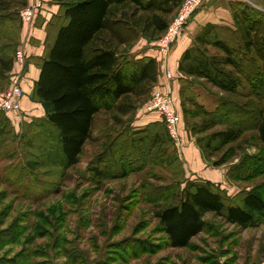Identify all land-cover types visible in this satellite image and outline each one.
I'll use <instances>...</instances> for the list:
<instances>
[{"label": "rangeland", "instance_id": "374dc122", "mask_svg": "<svg viewBox=\"0 0 264 264\" xmlns=\"http://www.w3.org/2000/svg\"><path fill=\"white\" fill-rule=\"evenodd\" d=\"M35 1L38 0H28L24 7ZM39 2L42 6L30 31L19 14L22 28L17 32L14 28L9 40L3 38L0 41V46L17 42L12 52L14 68L11 77L17 70L16 52L23 43L27 57L22 74H27L33 57L32 47L38 43L36 29H39L38 25L43 26L46 19L53 18L43 13L54 3L50 0ZM187 2L184 0L181 7H187ZM245 2L258 11L248 12L246 19L251 23L260 19L259 12L264 14V6L255 1ZM24 7L20 8V13ZM200 7L194 11L182 33ZM176 17L177 13L170 22ZM62 20L60 16L55 17L46 28L48 40L54 36ZM229 26H234V21ZM127 27L123 22L115 27L110 24L111 29L106 31L118 52L129 59L151 54L157 57L159 41L165 34L155 40L139 36L126 41ZM5 31L9 34L8 28H4ZM223 33L234 45L242 42L239 33L233 35L226 30ZM119 36L125 41L118 42L116 37ZM46 39L47 36L44 48ZM256 45L262 46L260 40ZM260 50L254 51L263 70L259 78L264 77V54L260 57ZM158 63L161 66L159 59ZM162 68L159 82L150 92L134 95L114 109H103L95 116L92 138L86 143L79 163L66 170L51 165L46 152L53 145V136L49 133L50 127L40 125L45 116L44 109L33 95L34 85L27 82L26 88L23 84L22 110L0 115V121L4 120L6 124L0 135V259L21 264H264V215L253 225L240 227L221 215L208 212L204 215L205 229L192 239L188 247L167 245L155 216L157 205L151 189L152 185L164 187L171 184L177 178L174 172L179 171L178 167L129 165L132 158L126 157L124 161L130 171L125 177H99L89 170L96 165L98 155L106 151L109 142L121 143L131 136L130 131L163 120L158 112L149 111L147 104L158 88H169L170 85L180 121V142L176 144L172 140L185 177L210 180L219 185L229 199H235L252 188H259L264 193V144L253 120L236 125L234 115L227 124L211 125L210 118L197 114L185 118L180 96L181 75L175 72V77L168 83L163 78ZM254 80L245 81L243 89L236 94L222 92L199 80L195 86L197 100L209 111H220L221 103L227 99L240 104L249 101L252 114L257 115L259 108L264 111V102L257 97V80ZM11 81L12 78H7L0 87V96L10 88ZM186 106L195 109L190 103ZM231 128L236 130L235 138L219 152L212 154L203 150L197 142L199 138ZM135 152L140 156L137 150ZM119 155L117 152L116 156Z\"/></svg>", "mask_w": 264, "mask_h": 264}, {"label": "trees", "instance_id": "16d2710c", "mask_svg": "<svg viewBox=\"0 0 264 264\" xmlns=\"http://www.w3.org/2000/svg\"><path fill=\"white\" fill-rule=\"evenodd\" d=\"M50 1L59 9L47 27L55 17L60 16L63 20L50 40L48 32L43 55L37 59L40 74L34 83L33 95L45 112L40 125L50 127L49 133L53 136V145L47 149L46 155L51 165L66 170L79 163L86 143L92 138L95 116L100 111L114 109L134 95H145L160 79V65L155 55L129 59L118 52L106 33L111 29L110 24L115 27L123 22L129 27L126 41L139 36L159 39L184 0ZM27 3L28 0H0V41L3 38L9 40L14 28L16 32L22 28L20 8ZM230 6L234 26L206 23L180 56L178 72L181 75L182 111L185 118L194 114L210 118L211 125L227 124L234 115L236 125L253 120L264 144L262 108L253 115L249 101L240 104L227 99L222 100L220 111H209L197 100L195 86L199 80L222 92L236 94L243 89L245 81L255 78L257 97L264 102V77L259 78L263 70L254 56L256 49H261L260 57L264 54V14L259 12L260 19L251 23L246 15L248 12L258 13L254 7L244 0L232 1ZM4 28L9 29V34ZM223 30L233 35L239 33L242 42L232 44L224 37ZM116 39L125 41L121 36ZM259 40L262 46L256 45ZM16 44L3 43L0 46L1 88L7 78H12V52ZM188 103L195 109H189ZM4 124V120L0 121V135L5 131ZM130 134L121 143L109 142L106 151L98 155L96 165L89 170L95 176L116 178L125 177L133 163L178 167L179 171L174 172L177 178L171 184L164 187L152 185L151 189L157 205L155 216L168 246L188 247L192 239L205 229L204 215L208 212L221 215L240 227L253 225L264 215V193L259 188L229 199L212 181L185 177L178 150L164 120L153 121L142 129L130 131ZM235 135V128H231L199 138L197 142L203 150L213 154L232 142ZM126 157L132 158L131 161L128 159L129 165L124 161ZM0 264L21 263L1 258Z\"/></svg>", "mask_w": 264, "mask_h": 264}, {"label": "built area", "instance_id": "2783aa9c", "mask_svg": "<svg viewBox=\"0 0 264 264\" xmlns=\"http://www.w3.org/2000/svg\"><path fill=\"white\" fill-rule=\"evenodd\" d=\"M186 1V0H185ZM205 0H188L187 7L180 6L177 17L174 22H170L165 35L160 39L158 44L157 58L167 65V60L173 49L174 44L179 39L185 25L194 13V11L200 7ZM42 4L38 1L31 2L28 6L21 10V18L25 24L27 31H30L33 25L36 14ZM27 57V51L25 50L24 43L16 52L15 64L17 70H15L14 77H12L10 88L0 96V112L4 113H18L22 110V102L24 98L23 88V68ZM175 77V73L171 68H164L163 78L169 83L171 79ZM149 111L158 112L166 123L170 137L176 144L180 142V125H179V112L176 107L175 100L172 94V88L166 86L158 88L154 92L152 99L147 104Z\"/></svg>", "mask_w": 264, "mask_h": 264}, {"label": "crops", "instance_id": "0c3cea01", "mask_svg": "<svg viewBox=\"0 0 264 264\" xmlns=\"http://www.w3.org/2000/svg\"><path fill=\"white\" fill-rule=\"evenodd\" d=\"M32 1V0H31ZM236 0H205L203 5L198 9V11L194 14V17L190 21V23L186 26V30L182 33L180 38L175 43L169 58V67L166 64L161 63L160 68L164 70L165 65L166 68H171L173 72H178V62L180 59L181 54L183 51L191 44L193 37L198 32L199 28L206 23H216V24H229L233 23V13L232 8L230 6V2ZM247 2L255 1L258 5H263L264 3L261 2L262 0H245ZM251 3V2H250ZM58 5L52 4L51 7H48V10L45 11L43 14L44 16H49L48 18L52 17L53 14H56L58 11ZM54 14V15H55ZM49 19L45 20V24L43 26H39V29H36L37 33V44L34 43L32 47L33 57L28 65L27 74L24 76L23 84L26 88L27 82L31 83L32 86L34 85L35 81L38 79L40 74V68L37 63V59L42 56L44 51V40L47 36V24ZM35 31V30H34ZM35 34V33H34ZM36 54V55H35ZM34 59V60H33ZM176 88H179L177 85ZM24 102V100H23ZM187 148V147H186Z\"/></svg>", "mask_w": 264, "mask_h": 264}]
</instances>
